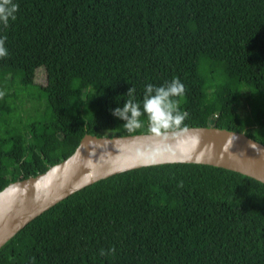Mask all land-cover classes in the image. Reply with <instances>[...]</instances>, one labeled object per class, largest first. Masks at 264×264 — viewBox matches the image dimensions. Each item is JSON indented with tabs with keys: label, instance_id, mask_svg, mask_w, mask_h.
Returning <instances> with one entry per match:
<instances>
[{
	"label": "trees",
	"instance_id": "trees-1",
	"mask_svg": "<svg viewBox=\"0 0 264 264\" xmlns=\"http://www.w3.org/2000/svg\"><path fill=\"white\" fill-rule=\"evenodd\" d=\"M13 3L16 19L0 23V188L85 132L152 131L146 115L127 129L112 110L130 88L142 101L147 84L173 78L188 113L173 128L214 125L264 144V0ZM0 264H264V183L198 162L118 171L29 219L0 244Z\"/></svg>",
	"mask_w": 264,
	"mask_h": 264
},
{
	"label": "water",
	"instance_id": "water-1",
	"mask_svg": "<svg viewBox=\"0 0 264 264\" xmlns=\"http://www.w3.org/2000/svg\"><path fill=\"white\" fill-rule=\"evenodd\" d=\"M164 162L206 163L264 183V144L242 131L196 125L162 134L85 132L65 157L0 188V244L33 216L85 184L132 167Z\"/></svg>",
	"mask_w": 264,
	"mask_h": 264
},
{
	"label": "clouds",
	"instance_id": "clouds-1",
	"mask_svg": "<svg viewBox=\"0 0 264 264\" xmlns=\"http://www.w3.org/2000/svg\"><path fill=\"white\" fill-rule=\"evenodd\" d=\"M19 5L13 3V0H0V23L7 26L9 19L15 20V13L18 11ZM7 37L0 38V58H6L9 53L5 46ZM185 86L179 78H173L160 86L147 84L143 94L142 101H136L134 97L135 89L130 88L127 92L128 100L122 107H116L112 110L113 116L124 121L123 126L127 129H139L144 126V122L140 119L147 116L148 123L152 131L162 134L165 131L179 126L186 119L188 113L181 112L178 107V101L174 98L185 94ZM5 92L0 90V99L5 96ZM114 249L109 252L114 253ZM108 253L101 250V255Z\"/></svg>",
	"mask_w": 264,
	"mask_h": 264
},
{
	"label": "rangeland",
	"instance_id": "rangeland-1",
	"mask_svg": "<svg viewBox=\"0 0 264 264\" xmlns=\"http://www.w3.org/2000/svg\"><path fill=\"white\" fill-rule=\"evenodd\" d=\"M39 76V75H38ZM39 78V77H38ZM248 108V105L242 101L241 104L238 107H235V113L232 115V119L236 121L239 116H241ZM45 114V112H44ZM103 133H109V131H104Z\"/></svg>",
	"mask_w": 264,
	"mask_h": 264
},
{
	"label": "built area",
	"instance_id": "built-area-1",
	"mask_svg": "<svg viewBox=\"0 0 264 264\" xmlns=\"http://www.w3.org/2000/svg\"><path fill=\"white\" fill-rule=\"evenodd\" d=\"M213 115H215V114H213Z\"/></svg>",
	"mask_w": 264,
	"mask_h": 264
}]
</instances>
